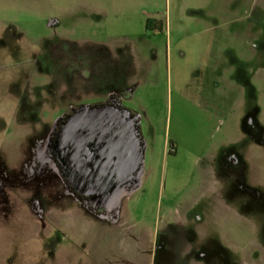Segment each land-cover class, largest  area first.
<instances>
[{
	"label": "rangeland",
	"instance_id": "obj_1",
	"mask_svg": "<svg viewBox=\"0 0 264 264\" xmlns=\"http://www.w3.org/2000/svg\"><path fill=\"white\" fill-rule=\"evenodd\" d=\"M109 95L143 163L96 211L39 150ZM0 264H264V0H0Z\"/></svg>",
	"mask_w": 264,
	"mask_h": 264
},
{
	"label": "water",
	"instance_id": "obj_2",
	"mask_svg": "<svg viewBox=\"0 0 264 264\" xmlns=\"http://www.w3.org/2000/svg\"><path fill=\"white\" fill-rule=\"evenodd\" d=\"M61 130L56 153L62 173L96 203L112 209L139 182L144 144L138 117L119 103L80 107Z\"/></svg>",
	"mask_w": 264,
	"mask_h": 264
},
{
	"label": "flooded vegetation",
	"instance_id": "obj_3",
	"mask_svg": "<svg viewBox=\"0 0 264 264\" xmlns=\"http://www.w3.org/2000/svg\"><path fill=\"white\" fill-rule=\"evenodd\" d=\"M49 51H50V57L51 51L56 54V56L69 59L71 56L75 58L80 57L81 51L78 49H73L72 44L67 40L63 38H59L58 40H52L50 39L49 44ZM62 52H65L62 56ZM77 54V55H76ZM110 97L104 100L102 103L99 104H90L88 106H101L104 104H117L118 98L115 97L116 95H109ZM82 106H74L70 107L67 111H65L60 116L56 117L54 122L51 125L49 134H48V140L47 143L39 150V157L44 159L47 158L51 163L54 171L56 174L61 178V181L64 185V190L66 192L72 193L79 201H81L86 206L90 207L92 210L96 211H109V207L105 204L96 203V196L94 194H84L80 191H78L73 185H71L67 179V177L62 173L60 163L57 157L56 153V145L58 141L59 134L63 127L69 122L70 116L74 115L75 113H78L80 111V107ZM35 171L38 175L44 174L38 166H36Z\"/></svg>",
	"mask_w": 264,
	"mask_h": 264
}]
</instances>
